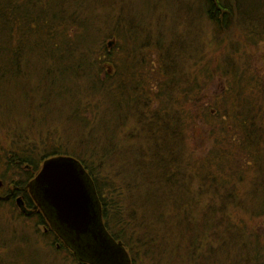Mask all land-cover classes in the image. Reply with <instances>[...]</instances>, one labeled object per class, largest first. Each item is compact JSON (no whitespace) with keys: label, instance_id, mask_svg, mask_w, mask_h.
I'll return each instance as SVG.
<instances>
[{"label":"trees","instance_id":"trees-1","mask_svg":"<svg viewBox=\"0 0 264 264\" xmlns=\"http://www.w3.org/2000/svg\"><path fill=\"white\" fill-rule=\"evenodd\" d=\"M84 1L0 0V104L10 99L13 106L24 98V85L32 84L41 106L51 103L57 110L38 120L62 124L69 108L65 123L79 146L61 144L38 154L31 144L22 146L19 155L9 154L7 162L0 158V192L11 188L0 195V205L14 207V197L5 198L17 189L26 210L35 209L21 190L47 159L72 157L96 189L107 234L121 244L131 264L141 259L150 264H264V236L238 218L240 212L264 217V116L261 106L254 105L256 81L248 82L244 71L213 57L201 25L191 20L201 14L215 36L227 38L237 26L264 40V1L197 0L201 7L186 13L191 21L185 30L167 39L162 33L143 35L127 10H119L111 34L99 38L100 16ZM211 67L213 77L228 85L216 117L237 127L240 140L235 146L253 159L247 174L238 173L227 158L232 150L223 139L227 129L215 127L216 117L208 137L217 134L214 146L221 149L202 161L186 159L190 145L184 148L182 138L193 120L201 117L209 124L199 110L204 98L200 102L198 93ZM12 135L17 136L15 143L27 142ZM10 163L21 172L20 186L4 185L7 170L1 168ZM253 173L258 176L246 189V177ZM204 190L209 200L223 205L216 212L221 217L216 218L213 205L201 207ZM32 218L37 227H48L41 213ZM40 234L49 237L52 256L65 251L79 264L61 244L56 247L59 240L52 231ZM32 245L26 233L0 225V253L4 249L13 256L10 264H43V253ZM5 260L0 258V264Z\"/></svg>","mask_w":264,"mask_h":264},{"label":"rangeland","instance_id":"rangeland-1","mask_svg":"<svg viewBox=\"0 0 264 264\" xmlns=\"http://www.w3.org/2000/svg\"><path fill=\"white\" fill-rule=\"evenodd\" d=\"M253 1L257 5L259 2L262 3L264 0H249L250 3ZM83 3V5H88L87 9L92 12L94 10V14L100 16L98 17L99 20L97 19V23L101 25L100 27L103 31L99 35V38H105L106 35L111 34L110 30L112 28V23L114 22L115 25V21L120 16V13H117L119 10H127L133 14L135 17L133 24L139 26L143 35L149 33L153 34L155 37L157 33H162L165 36V39L171 38L183 32L186 24H188L186 22L194 20L195 25H201V34L207 40V49H213L210 51L213 54V57L220 58L222 65H225L224 63L227 62L230 67L233 66L238 69V72L244 71V76L246 77L245 80L248 82L249 80L252 82L256 81L257 89L253 88V91L258 102H254V105L261 106V111L264 116V82H257L258 80L264 81V40H261V37L255 38V35H251L250 31L237 26H234L227 38H223V36L220 37V35L215 36L210 31V23L206 19L202 18L201 14L200 16L196 15L192 19L186 15L188 12V14H192L195 11H198L201 7V2L197 0H85ZM245 4L247 3L245 2ZM87 13H90V11H87ZM126 14L127 13H123V15ZM102 17L104 18L101 20ZM235 24H237V22H235ZM189 25L193 26L192 23H189ZM94 37V40H98L95 35ZM110 41L111 40L108 42ZM149 55L151 57H155V52H151ZM215 61L214 64L216 63ZM201 66L202 65L198 66V68L200 69ZM212 70L213 68L211 67L209 69L210 73L207 72V78L199 86L204 88L198 93V100H200V102L201 99L204 98V101L199 103V110L201 111L202 109V111L206 113L209 124H206L207 122L203 123L201 117L194 119L189 131L186 132L185 136L182 138L184 148L186 143H189L190 145L188 149L189 155L186 157L188 161L192 158L197 161H202L209 157L210 154L216 152L217 149H221L220 146H214L216 142L214 137L217 136V134L209 137L208 134H210L212 130L210 125L216 122L215 117L217 116V111H220L223 108V99L221 96L225 92L228 85L226 84V80L224 78L218 79L217 77V79H215V77H213L214 71L211 72ZM209 76L212 78H209ZM24 92H26L24 94V98L19 102H15L13 106H9L10 99L5 103L0 104V158L7 162L9 154L19 155L22 146L29 147L31 144V149L38 154L45 151L46 147H60L61 144L69 146L70 148H78L79 146L75 144L76 141L72 138V136H70L71 133L66 125L68 122L67 116L70 115L68 114L70 112L69 108L67 110L65 109V113L61 117V120L64 121L62 124L54 121H52L51 124H45L38 120V118L43 117L45 114L50 116L52 112L57 113V110H53V104L51 103L47 105L48 103L46 104L44 102L41 106V100L38 94L39 90L36 91L32 84L24 85L23 92L20 94ZM230 94L232 95V93ZM217 120L219 126L215 125L216 128L220 127L227 129V133H224L223 139L230 145L228 148L232 149L227 152V158L233 161L238 173L239 171H243V173L247 174V171H252L253 167L249 166L252 165L253 162L251 155L248 152L239 151L237 146H235L240 140V135L236 130L237 127L235 128V126L231 124V121L223 123L222 120L218 118ZM56 124H58V127H56ZM42 126L43 129L40 130ZM65 126L66 131H64ZM12 133L21 136L27 142L15 143L17 136H11ZM233 138H235L236 141L232 144L230 141L232 142ZM261 151H264V146ZM248 167H250V169L246 171ZM1 169L7 170V177L2 179H5L4 185L7 187H11L10 185L20 186V180H22V177L19 176L21 175L20 170H15L11 163L8 164L6 168L4 166ZM1 175L2 173L0 172V176ZM257 176L258 175L253 173V175L246 177V189L249 188V184H251V181ZM194 182L195 180L192 182L191 188L197 186L196 183L194 185ZM1 184L2 182L0 181V188ZM9 189L11 188H4V192H0V195H6L5 192L9 191ZM207 193V190L202 192L203 197L200 199L202 202L201 207L205 206L209 208L213 205V211H215L216 214L218 209H220L223 205L216 204L215 202L213 203L207 196H205ZM20 198L21 197L18 199ZM19 208L20 207L18 205H15L14 207L9 204L0 205V225H5L6 230L8 231H22L26 233L28 238L31 237L34 244L31 247L36 251L39 250L43 253V257L41 258L44 262L43 264H74L69 259L68 253L65 251H59L54 254L55 256L51 255L53 252L51 251L52 245L49 243V237L47 238L45 236L43 238L40 234L43 232L44 227H37L35 223L36 219L32 218L34 217V214L27 217H19ZM13 215L17 216L20 221H17L18 218L14 219ZM219 217H221V213L216 214V218ZM238 218L242 219L244 224H246L247 229L264 236V217L259 218L255 216H248L247 213L240 212L238 214ZM221 231L222 227L221 229H218V232ZM0 258L6 259L4 261L5 264H10L11 261L14 260L13 256L5 252L4 249L1 250ZM143 261L145 260L141 259L139 263L150 264L149 262Z\"/></svg>","mask_w":264,"mask_h":264},{"label":"water","instance_id":"water-1","mask_svg":"<svg viewBox=\"0 0 264 264\" xmlns=\"http://www.w3.org/2000/svg\"><path fill=\"white\" fill-rule=\"evenodd\" d=\"M93 183L72 157H53L43 162L26 186L36 208L49 213L71 243L89 248L94 264H131L124 248L107 234ZM6 200L8 197L5 198ZM17 205H22L20 199ZM91 240V241H90Z\"/></svg>","mask_w":264,"mask_h":264},{"label":"flooded vegetation","instance_id":"flooded-vegetation-1","mask_svg":"<svg viewBox=\"0 0 264 264\" xmlns=\"http://www.w3.org/2000/svg\"><path fill=\"white\" fill-rule=\"evenodd\" d=\"M23 190H25L29 194V191L27 190V188L22 189L21 191L23 192ZM14 191H17V189L10 190V192L8 194L9 195L8 199H11L14 197V200H15L16 205H17V200L21 196H20V194L15 195ZM18 191H20V189ZM29 196H30V194H29ZM20 200L22 201V198H20ZM19 209L24 214H26V213H29V214L41 213V215L44 217V219L47 223V226H48V227H44L43 232L47 233L48 231H52L56 235V237L59 240V243L56 244V247L59 248L61 245L63 247H65V249H67V251L69 253H71L73 258L76 259L79 264H94V262H91L90 257H89V255H91V246L89 248H87V247L79 244V242H77V241H74L73 243H71L66 236H63V234H65V233L60 228H58V226L56 225L57 223L54 222V218H52L49 213H46L41 208H36V207H35V209H32V210H28V209L26 210V207L24 206V204H22L21 208H19Z\"/></svg>","mask_w":264,"mask_h":264},{"label":"bare ground","instance_id":"bare-ground-1","mask_svg":"<svg viewBox=\"0 0 264 264\" xmlns=\"http://www.w3.org/2000/svg\"><path fill=\"white\" fill-rule=\"evenodd\" d=\"M30 182H31V181H30ZM30 182H29V183H30ZM93 188H94V190H95V192H96L95 187H93ZM93 261L96 262V261H97L96 258H93ZM100 264H101V263H100Z\"/></svg>","mask_w":264,"mask_h":264}]
</instances>
